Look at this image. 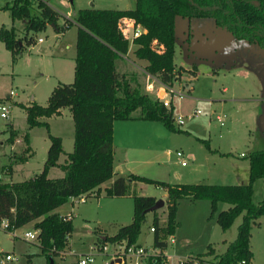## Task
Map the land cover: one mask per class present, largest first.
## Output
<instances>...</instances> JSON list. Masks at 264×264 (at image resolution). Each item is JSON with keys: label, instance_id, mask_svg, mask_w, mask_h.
<instances>
[{"label": "rangeland", "instance_id": "374dc122", "mask_svg": "<svg viewBox=\"0 0 264 264\" xmlns=\"http://www.w3.org/2000/svg\"><path fill=\"white\" fill-rule=\"evenodd\" d=\"M47 1L57 9L55 21L62 26H65V20L68 22L69 18L73 17L74 10L69 8L71 5L75 8L125 5L130 7L134 3V0ZM9 2L11 0H0V24L5 26L12 24L16 34L20 35L24 24L22 19L17 17L11 19L8 9L2 7ZM36 3V0H31L32 11H37ZM53 26L47 23L43 30L29 31L33 32L34 42L25 46L14 60L11 59L9 50L0 42V103L9 106L8 116H0V180L3 179V173L11 172L13 163H18L8 159H13L15 155L21 153L24 146L21 134L25 130L28 131V144L32 154L26 161L19 162L15 171L6 174V181L21 180L39 172L49 142L43 126L27 128L25 112L12 98L22 100L24 103L29 101V96L33 94L36 102L43 104L46 101L48 87L52 88L58 81L72 80L76 27L73 23L65 26L61 35L59 29L55 30ZM220 36L221 27L215 24L211 17L174 16L172 56L174 77L170 86L181 91L180 95L174 94L170 99L174 129H168L161 121H148L142 118L136 119L134 121L136 124L130 126L131 133L141 136L138 137L141 140L140 147L147 145L158 150L154 153L159 155L158 158L162 162L167 158L166 163L153 164L154 167H147L144 163L147 168L138 167L134 173L156 178L168 176V169L181 171L193 165L199 170V177L194 181L226 183L234 181L236 173L240 172L238 170L246 167L249 151L264 148V93L261 86L264 83V48L255 42L236 38L230 32L225 35L224 43L220 44ZM36 37H41L42 40L38 42ZM135 46L136 44L128 39L127 54L115 59V69L133 74L142 90L152 98H160L163 94L159 90L163 83L144 70L143 60L133 53ZM153 46L159 48L157 45ZM147 82L152 83L151 89L146 87ZM223 87L225 89L222 90ZM4 95L10 97L3 98ZM195 109H199V113H193ZM136 113L137 109L132 111V114ZM177 115L183 117L181 124L176 123ZM46 120L49 131L61 137L63 150L57 162H62L65 159V152L72 148L71 116L67 115L66 107H63L59 115L48 116ZM145 121L148 126L141 124ZM143 127L147 128L146 131ZM9 128L18 131L12 142L7 140ZM126 139L127 136L124 140ZM175 149L181 151V156L175 154ZM240 151L243 152L242 155H239ZM120 152L123 153L121 150ZM145 152L148 151L141 153ZM208 159L214 160L215 165L203 168V164L208 165L205 164ZM181 160L185 165H181ZM62 173L57 165L50 166L47 170L49 177ZM200 176L204 179L200 180ZM143 183L145 193L158 194L162 191L155 188L153 183ZM262 194V178L256 177L252 182V202L257 203ZM225 204L219 202L217 210L223 208ZM161 207L162 205L156 208V213L159 223L163 224L166 211ZM209 209L207 199L196 201L179 199L174 216L177 224L173 231L167 234V238L171 235L174 241L167 242L164 252L163 248H159L156 253L149 252L137 258L133 254L126 256L129 245H125L122 240L104 242L106 244L102 252L97 250L94 242L99 235L96 232L98 228L110 234L115 231V225L118 223L115 216L123 218L120 220L122 222L131 219L132 198L129 195L90 196L84 201L73 202L71 232L67 236V245L62 252L49 255L48 259L39 253L36 239L27 240L21 236L24 230L36 231L31 223L14 227L17 236L0 225V264H76L78 256L87 252H92V260L86 264H137L135 261L138 264H151L156 256L164 262L155 264H179L186 255H197L198 258L201 256L204 259L201 264H211L213 255L221 252L226 243L233 239L241 214L236 216L226 229L221 230L215 220V213L209 216ZM114 212H120L125 216L113 214ZM151 221L152 212L148 211L136 239L141 244L133 243L132 247L137 245L151 247L152 231L148 228ZM207 243L214 246L213 251L202 253ZM249 248L252 256L247 264H264L263 215L258 216L251 225ZM4 252L9 253L12 258H3ZM104 253L106 254L102 256ZM118 256L123 258L120 260ZM115 257L117 259H113ZM198 258L197 260H200ZM2 260L4 261L1 262Z\"/></svg>", "mask_w": 264, "mask_h": 264}, {"label": "trees", "instance_id": "16d2710c", "mask_svg": "<svg viewBox=\"0 0 264 264\" xmlns=\"http://www.w3.org/2000/svg\"><path fill=\"white\" fill-rule=\"evenodd\" d=\"M36 2L37 11L31 10V0H11L2 6L8 9L11 19L20 18L24 24L20 35L16 34L12 24H0V41L14 60L25 46L34 42L33 32L43 30L47 23L59 30L75 24L72 80L58 81L53 85L44 104L35 100L27 104L16 101L25 112L27 128L43 126L49 142L39 172L17 181H0V223L4 220L3 229L11 230L32 220L37 230L39 253L48 259L49 255L57 254L66 245L71 232L70 216L59 213L55 208L66 202L69 196L98 192L100 183L113 173L112 121L131 118L158 120L168 129H174L171 106L167 107L158 98L150 97L141 89L133 74L115 69V59L126 55L128 49V39L122 36L117 27L118 18L130 16L145 27V32L132 39L136 44L133 53L144 60L146 72L161 83L171 84L174 77L175 15L211 17L215 24L225 26L236 38L255 42L264 48V0H134L133 5L127 8L77 7L70 21H64L65 26L56 23L55 9L47 0ZM152 40L159 48L151 46ZM63 107H66L72 119V148L65 152L64 161L57 162L63 150L61 137L49 131L45 118L59 114ZM135 109L137 113L132 114ZM17 135L16 129L9 128L7 140L12 142ZM21 137L24 146L21 153L10 159L11 162H23L32 154L28 131L25 130ZM247 162V181L239 183L168 182L128 174L131 179L162 186L166 191L164 223H159L156 208L150 210L152 245L160 249L166 247L167 234L177 224L174 216L179 198L190 201L207 199L209 216L215 213L221 230L241 214L233 239L226 243L221 252L213 255L212 262L238 264L243 259L247 264L252 256L249 248L251 225L258 216H264V148L249 151ZM53 165L60 167L63 173L55 177L47 176L48 168ZM256 177L262 178L263 194L254 203L251 194L252 182ZM104 195H129L132 198V216L128 222L119 224L113 233L97 235L94 242L124 240L125 245L136 243L145 214L156 197L136 193L123 176H116L105 186ZM218 202H225L227 206L217 210ZM212 251L210 243H207L202 253ZM195 257L197 255L186 256L183 264H192V260L198 258ZM198 259L200 264L204 261L201 256ZM160 262L161 258L156 256L151 264Z\"/></svg>", "mask_w": 264, "mask_h": 264}, {"label": "crops", "instance_id": "0c3cea01", "mask_svg": "<svg viewBox=\"0 0 264 264\" xmlns=\"http://www.w3.org/2000/svg\"><path fill=\"white\" fill-rule=\"evenodd\" d=\"M48 2V1H47ZM51 5V4H50ZM69 5V4H68ZM53 7V5H51ZM94 7V6H93ZM128 6H124V7H116V8H127ZM54 8V7H53ZM70 9H75V7L73 5H71V7H69ZM55 10H57L56 8H54ZM59 25H61L59 23ZM75 25V24H74ZM76 27V26H75ZM53 28L55 30H58L56 26H53ZM64 30V29H62ZM62 30H58V32H61V35H62ZM76 30V29H75ZM57 32V33H58ZM229 31H227L228 33ZM76 33V32H75ZM226 33V34H227ZM59 34V33H58ZM57 34V35H58ZM36 40L37 37H36ZM42 40V38H41ZM41 40H38V42H40ZM2 43V41H0ZM3 44V43H2ZM55 45V41L53 43ZM258 45V44H256ZM4 46V45H3ZM259 46V45H258ZM261 47V46H260ZM263 48V47H262ZM143 63H144V60H143ZM263 87V93H264V83L261 85ZM51 87H48V93L50 91ZM225 89L224 87L222 88V90ZM48 95V94H47ZM5 96V95H4ZM46 96V95H45ZM10 97V95H9ZM30 99L29 101H25L23 103L22 100H19V99H14L12 98L13 100H16V101H22L23 104H27L29 103L31 100H35V97L33 94H31L30 96ZM264 99V98H263ZM37 101V100H35ZM44 104V103H43ZM61 110L62 108L60 109V113H61ZM67 111V110H66ZM59 113V114H60ZM59 114H52V115H59ZM67 115L68 112H67ZM51 116V115H50ZM47 118V117H46ZM45 118V119H46ZM136 119H140V118H131V119H114L112 121V142H111V146H112V154H113V160H112V168H113V173L111 175L110 178L106 179L105 181H103L102 183H100L99 185V189H98V192L97 191H92V192H89V193H80V194H77V195H72V196H69L67 201L64 202L63 204H60L59 206H57L55 208L56 211H58L59 213H68V217L70 216L71 218V205L73 204V202H76V201H84L86 198L90 197V196H97L99 194H103L104 195V187L105 186H108L112 180L116 177V176H123L125 177L128 182H129V185L132 186V189L136 192V193H141V194H151V195H154L156 198H162L163 200V204H162V207H164L165 209V202H164V199L166 197V191L164 188L160 187V186H155V188H159L161 189L162 191L158 194H154V193H145V190L144 188L142 187V185L144 184L143 181H139V180H135V179H131L129 178L128 174L130 173H134L137 171V168L138 167H143V168H147V167H154L155 164H165L166 163V159H164V161L162 162L158 157L159 155L158 154H155L154 152L155 151H158L156 149H153L151 146H147V145H144L143 147H140V142L141 140L138 138L141 136L140 135H135L134 133H131V130H130V126L133 125V124H136V122H134ZM145 120H148V119H145ZM150 121V120H148ZM141 124H145L146 126H148L147 122H143ZM143 126V125H142ZM143 129L146 131V127H143ZM143 136L144 134L141 133ZM72 135H73V130H72ZM127 136V139H125V137ZM145 137V136H144ZM143 148V149H142ZM149 148V150H148ZM32 150V149H31ZM71 149H68L67 151H69ZM120 150L123 152L121 153ZM176 150V149H175ZM142 151H148V152H145V153H141ZM150 151V152H149ZM240 153H243L242 151L239 152V155H241ZM176 154V153H175ZM65 156V155H64ZM178 156V155H177ZM179 159V158H178ZM27 160V159H26ZM25 160V161H26ZM208 159V162H206L205 164H208V165H202L204 166L203 168H208L209 166H213L215 165L214 163V160H210ZM8 161H10V158L8 159ZM24 162V161H23ZM19 163V162H18ZM18 163H13L12 164V170L10 173H3V179L0 180V181H6V174H11L13 171L16 170V165ZM22 163V162H21ZM147 164V167L145 166V164ZM181 163V162H180ZM154 164V165H153ZM181 165H185V163H181ZM246 167L243 169L241 168L239 173L237 172L236 173V179L234 181H229V182H226V183H239L240 182H245L247 181V176H248V162L245 164ZM169 172L167 171V175H164L163 177H156V178H160V179H164L165 181H170V182H204V181H194V180H197L198 177H199V170L195 169V167L193 165H191L189 168H185L181 171H174L172 169H168ZM244 172V174H243ZM136 174V173H134ZM146 175V174H145ZM203 175V174H202ZM5 177V178H4ZM204 179L203 177L200 176V180ZM135 180V181H134ZM11 181V180H10ZM208 183H214V182H208ZM224 183V182H223ZM79 195H82L84 197L83 200H80L78 197ZM113 197H121V196H113ZM184 198V197H182ZM181 199V198H179ZM178 199V201H179ZM196 200H199V199H194L192 201H196ZM190 201V200H188ZM178 203V202H177ZM219 203V202H218ZM217 203V205H218ZM227 206V204H225V206L223 208H225ZM150 211V210H149ZM148 212V211H147ZM113 214H116V215H120V216H125V214H121L120 212H114ZM67 215V214H66ZM158 215V214H157ZM115 218L118 220V223L117 225H115V228H117V226L121 223H125V222H122L120 220H123V218H120V217H117L115 216ZM29 223H33V221H28ZM26 222V223H28ZM128 222V221H127ZM164 222V221H163ZM24 223V224H26ZM151 225V224H150ZM149 225V226H150ZM98 228V227H97ZM149 228V227H148ZM150 230V229H149ZM97 231L99 232V235H102V232H105L107 233L104 229H101V228H98ZM107 234H110V233H107ZM171 236V235H169ZM169 238V237H168ZM167 238V242L169 241V239ZM173 238V236H172ZM29 240V239H27ZM224 240V238H223ZM37 241V240H36ZM95 241V239H94ZM124 241V240H122ZM174 241V238L173 240ZM170 241V242H172ZM167 242H166V246H167ZM136 243L138 244H141L140 242L136 241ZM67 245V243H66ZM210 246L212 248H214V246H212L210 244ZM39 248V246H38ZM65 248V246L60 249L58 252H62V250ZM165 248V247H164ZM164 248L162 249L163 252H164ZM40 250V249H39ZM206 250V249H205ZM7 253V252H4V254ZM65 253V251H64ZM0 254H1V250H0ZM58 254V253H57ZM55 254V255H57ZM106 253L102 254V256H104ZM188 256V255H186ZM140 257V256H139ZM138 258V257H137ZM115 259V258H114ZM117 259V257H116ZM140 259V258H139ZM138 259V260H139ZM166 259H167V255H166ZM165 259V260H166ZM4 260H2L1 262H3ZM113 260L110 261V263H112ZM164 262V260H162ZM161 261V262H162ZM138 264V262H137Z\"/></svg>", "mask_w": 264, "mask_h": 264}, {"label": "built area", "instance_id": "2783aa9c", "mask_svg": "<svg viewBox=\"0 0 264 264\" xmlns=\"http://www.w3.org/2000/svg\"><path fill=\"white\" fill-rule=\"evenodd\" d=\"M117 27H118L120 33L122 34V36L125 37L126 39H130V40H132L134 37L138 36L139 34L145 32V30H146L142 24L135 21L132 17L126 16V15L118 18ZM37 39L41 40V37H37ZM153 45H154V40H152V42H151V46H153ZM161 85L162 86H161L159 92L161 91L162 92L161 94H163V95H161L160 98H158V99L162 102L163 105L169 107L171 96L174 94L180 95L181 91H179V89H174L172 86H170V84H164L163 83ZM146 87L151 89L152 83L147 82ZM9 93L11 94L12 90H10ZM8 108H9L8 104L0 103V116L1 117H7L8 116V111H9ZM193 113H199V109H195ZM182 122H183V117L181 115H177L176 116V123L181 124ZM175 153H176V155L181 156L180 150H176ZM240 154L242 155L243 153H240ZM180 162L184 163L183 160H181ZM78 198L80 200L84 199V197L82 195H79ZM67 216H68V213H67ZM0 225L2 227H4L5 221L3 220L0 223ZM149 229L151 231L153 230L152 225L149 226ZM10 231L12 232V235L17 236V234L14 233V228H12ZM36 233H37V230L35 232H32L30 230H24L22 232L21 236L25 239H36ZM168 239H169V241L173 240L172 236H169ZM105 244H104V242H102V243L98 242L95 244V247L97 248V250L102 252L105 249ZM132 246H133L132 244H129V246L127 247L128 252L126 253V256L128 254H131V255L133 254V255L138 257V256H141V255L149 253V252L156 253L155 251H157L159 249L158 247H155L153 245H151V247H149V248H146L145 246H142V245H137L134 247H132ZM118 257L120 260L123 258L121 256H118ZM3 258L11 259L12 256L9 253H5V254H3ZM115 259H116V257H115ZM91 260H92V252L83 253L80 256H78V258L76 259V264H86V263L90 262ZM183 260L179 261V264H183ZM135 263H137V261H135ZM192 264H199V262L197 259H193ZM211 264H217V263L211 262ZM238 264H245V261L243 259H241V260H239Z\"/></svg>", "mask_w": 264, "mask_h": 264}, {"label": "water", "instance_id": "95a60500", "mask_svg": "<svg viewBox=\"0 0 264 264\" xmlns=\"http://www.w3.org/2000/svg\"><path fill=\"white\" fill-rule=\"evenodd\" d=\"M226 32H227L226 27L225 26H222L221 27L220 44H223L224 43V37L226 35ZM162 203H163L162 198H156V200L154 201V203L150 206L149 210L161 206Z\"/></svg>", "mask_w": 264, "mask_h": 264}]
</instances>
